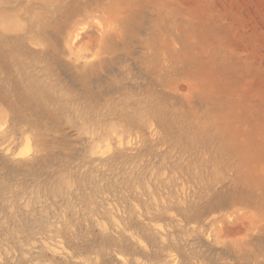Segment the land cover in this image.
I'll list each match as a JSON object with an SVG mask.
<instances>
[{
    "label": "rangeland",
    "instance_id": "1",
    "mask_svg": "<svg viewBox=\"0 0 264 264\" xmlns=\"http://www.w3.org/2000/svg\"><path fill=\"white\" fill-rule=\"evenodd\" d=\"M0 264H264V0H0Z\"/></svg>",
    "mask_w": 264,
    "mask_h": 264
},
{
    "label": "bare ground",
    "instance_id": "2",
    "mask_svg": "<svg viewBox=\"0 0 264 264\" xmlns=\"http://www.w3.org/2000/svg\"><path fill=\"white\" fill-rule=\"evenodd\" d=\"M51 16H52V13H49L48 16H45V17L41 18V20H43V21H42V24L38 27V31H39L40 37H38V39L34 40L35 41V44L38 45V46H40L42 44L44 45V43H46L45 39L42 38L43 37V31L42 30L46 26H49L50 25ZM45 47H46V45H45Z\"/></svg>",
    "mask_w": 264,
    "mask_h": 264
}]
</instances>
